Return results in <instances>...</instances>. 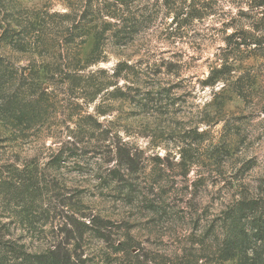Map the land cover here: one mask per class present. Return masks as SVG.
<instances>
[{"label": "rangeland", "instance_id": "obj_1", "mask_svg": "<svg viewBox=\"0 0 264 264\" xmlns=\"http://www.w3.org/2000/svg\"><path fill=\"white\" fill-rule=\"evenodd\" d=\"M99 1L0 0V54L12 69L75 72L96 87L112 80L118 63L130 66L93 98L81 92L89 87L68 92L65 74L56 73L42 124L26 131L0 124V179L14 167L31 169L38 190L28 213L19 212L28 203L11 205L13 211L0 203V234L28 250L69 240L86 264H123L114 249L120 241L138 251L133 264H209L214 244L207 226L220 211L244 196L264 202V46L233 53L232 81L245 77L244 97L230 88L217 92L221 81L203 84L217 57L229 52V34H258L252 27L258 9L246 0H204L201 17L177 37L168 34L174 10L162 0H133L126 14L138 31L123 41L107 38L93 52L94 32L103 28L92 13ZM116 86L129 95L113 97ZM92 120L136 155L133 172L121 169L134 185L129 197L123 181L108 175V141L97 139L99 130L91 139L76 136ZM82 137L78 147L94 153L68 156V141ZM158 199L170 208L167 216L145 208V200ZM82 216L107 222L106 239L93 229L78 238L74 226Z\"/></svg>", "mask_w": 264, "mask_h": 264}, {"label": "trees", "instance_id": "obj_2", "mask_svg": "<svg viewBox=\"0 0 264 264\" xmlns=\"http://www.w3.org/2000/svg\"><path fill=\"white\" fill-rule=\"evenodd\" d=\"M132 1L101 0L98 2L96 8L92 9V13L94 11L98 12V17L103 27L100 31L94 32L93 52L101 50L107 38L121 39L123 41V38L128 35L132 36L138 31V21L126 14L127 11L131 12L129 11V5ZM210 1V4H212V0ZM186 2L187 0H162L161 4L163 6L175 11L172 19L174 26L172 31L168 33L170 36H183V30L191 24V21L201 17V9L206 3L204 0H190L186 5ZM244 4H248L251 9H253L252 7L258 9L254 20L256 25H252L254 33L258 34L255 37H246V35L244 36L242 33L236 31L229 34L228 38H233L229 52H223L217 57L215 60L216 64L211 66L209 75L203 81L204 85L209 86H215L221 81L222 86L218 87L217 92H223L230 88L231 92L241 97H244L242 83H244L245 77L240 75L232 81L233 76L231 71L237 62L236 58H232L233 53L247 50L252 45H255V47L264 46V0H246ZM83 17H85V14ZM106 18L112 20H105ZM180 30L181 33L179 32ZM1 39L3 40V37L0 36ZM227 45L230 46V43ZM230 58L232 59L230 60ZM129 68L130 66L127 63H118L112 71V80L99 83L95 87L94 84L89 82V79L84 80L76 75L75 72H62L63 70L52 69L49 72H45L42 76H39V71L37 70H35L37 71L35 75L32 74L33 70H29L27 73L25 70L19 72L17 69H12L6 58L0 54V124L10 127L11 131H26L38 124H42L46 119L48 109L47 101L50 96L48 88L54 84L56 73L65 74L64 81L62 80V82L67 84L68 92L73 94L78 89L82 90L84 87H89L93 89L92 92L87 89H83L81 92L85 96L90 94L92 95L91 98H93L95 94L100 93L108 85H116L118 78L122 75L124 76ZM48 73H50V76L47 77ZM17 79L18 81L15 82ZM81 80L84 83L81 84ZM125 88L126 90L130 89L129 86H125ZM27 90L28 92H26ZM113 92V97L116 94L118 96L129 95L118 86L115 87ZM72 94L69 95L72 96ZM100 112L102 114L105 113V111ZM84 126L86 127L85 129L77 130L76 136L83 134V137L91 139L95 137L93 136V131L99 130L98 132L100 133L97 139L108 141L104 147L108 148L110 158L103 160L104 163L111 164V166L107 167L108 175L115 178L116 181H120L121 183L123 181L124 184L121 185V191H125L126 197L131 196L134 191V185L123 178L124 172L122 173L121 169L127 174L129 173L128 171H134L132 168L136 155L132 149L127 146L126 142L120 139L109 140L110 135L108 130H100L102 124L97 123L96 120H92V122L86 121ZM89 130L90 133L88 132ZM83 137L77 141H68V156L77 157L78 150H82L84 155L90 152L94 153L95 150L78 147L79 143L86 142V140H83ZM61 148L59 147L58 149L61 150ZM98 148L100 150L101 146H98ZM59 155L60 153H57L54 157L56 163H59L61 158ZM9 173L8 178H4V180L0 179V203H2V208L11 210V205L19 207L21 203H28L27 206L21 208L19 211L28 213L30 206H32L37 197L36 192L38 190L36 188L37 181L35 174L31 169L18 170L16 167L10 170ZM133 197L134 195L131 199ZM145 208L164 216H167L170 210L164 204V201L160 199L145 200ZM82 217L84 219L79 221L78 226H74L76 231L81 232L77 234L78 238H81L88 229H93L96 236L106 239L103 230L106 228L104 224L107 222L99 218ZM2 226H4V223L0 225V227ZM207 230L209 231L208 236L212 238L214 244L213 254L207 257L209 264H225L226 262H230L231 264H264V202L261 197L244 196L234 200L220 211L217 218L207 226ZM69 245V240H59L42 250H28L24 243H18L11 237L4 238L0 234V264H86L81 258L80 253H77L75 248H70ZM132 247L134 246L126 244L124 241L114 244L115 251L121 253V258L124 260L123 264H133V261H130L131 258L136 257L138 259L140 257L138 251L132 253Z\"/></svg>", "mask_w": 264, "mask_h": 264}]
</instances>
